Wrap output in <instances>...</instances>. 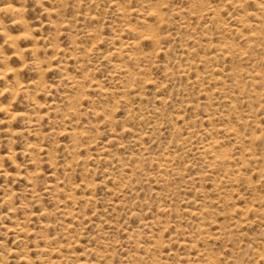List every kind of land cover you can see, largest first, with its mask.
<instances>
[{
  "label": "rangeland",
  "instance_id": "374dc122",
  "mask_svg": "<svg viewBox=\"0 0 264 264\" xmlns=\"http://www.w3.org/2000/svg\"><path fill=\"white\" fill-rule=\"evenodd\" d=\"M27 7L0 11V264H264V0Z\"/></svg>",
  "mask_w": 264,
  "mask_h": 264
},
{
  "label": "clouds",
  "instance_id": "9594fccd",
  "mask_svg": "<svg viewBox=\"0 0 264 264\" xmlns=\"http://www.w3.org/2000/svg\"><path fill=\"white\" fill-rule=\"evenodd\" d=\"M33 2L35 3L36 8H42L44 3H45V0H33ZM28 4H29V0H20V7L19 8L15 7V6L0 7V11L21 13V19H17L13 22L14 24H18V23L22 22L23 15L29 11V8L27 7ZM32 10H35V9H32Z\"/></svg>",
  "mask_w": 264,
  "mask_h": 264
}]
</instances>
